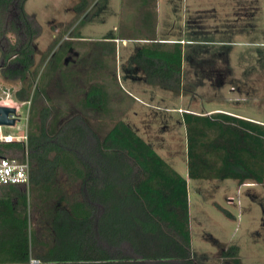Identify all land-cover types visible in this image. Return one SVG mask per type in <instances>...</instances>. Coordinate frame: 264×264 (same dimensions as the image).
<instances>
[{
  "label": "trees",
  "instance_id": "16d2710c",
  "mask_svg": "<svg viewBox=\"0 0 264 264\" xmlns=\"http://www.w3.org/2000/svg\"><path fill=\"white\" fill-rule=\"evenodd\" d=\"M27 1L0 0V71L19 78L21 102L30 100L37 74L39 29L26 12ZM89 7L90 0H79L75 10L80 15ZM9 33L16 41L5 46ZM178 63L177 55L168 60L142 47L133 57L146 84L181 95ZM84 104L104 110L98 84L88 86ZM52 114L42 108L39 132L29 136V188H0V264H26L31 256L40 264H196L187 179L124 121L102 136L76 110L50 134ZM183 120L190 179L264 185L263 125L222 113H185ZM24 152L20 144L0 146L2 156L22 158ZM28 190L44 216L37 223L42 232L32 228ZM221 255L241 264L237 246Z\"/></svg>",
  "mask_w": 264,
  "mask_h": 264
},
{
  "label": "rangeland",
  "instance_id": "374dc122",
  "mask_svg": "<svg viewBox=\"0 0 264 264\" xmlns=\"http://www.w3.org/2000/svg\"><path fill=\"white\" fill-rule=\"evenodd\" d=\"M117 1L90 0V7L80 15L75 10L79 0L27 1L26 12L39 29L35 40L37 52L34 56L33 66V70L37 74L33 79L35 81L30 100L19 101L16 96L22 88L21 81L19 78L8 77L7 74L0 71V106L17 105L19 107L21 128L24 129L28 119L29 133L38 134L39 113L42 108L50 107L53 112L49 122L50 134H54L76 110L98 133L102 136L106 134L107 129L101 125L104 115L101 112L87 109L84 104V94L90 84H113L115 80H97L98 69L95 70L94 66H91L92 61L88 58L95 57L98 52L96 47L99 45L97 42L89 43L78 40V38L82 36L98 38L112 33L113 26L116 24L112 13ZM243 1L158 0L160 7L157 18L160 29L159 36L179 39L183 37L195 38L200 41L211 40L217 36L218 39L226 37L232 41L236 38V34L233 32L231 24L227 23V19H231L229 8L232 6L234 18L249 11H251L250 14H257L253 24L256 25L260 33L264 28L263 0H248V3ZM143 18L144 14L141 13L136 22L138 28H142L147 23ZM214 21L216 25L221 26L219 27L221 34H215V29L212 28ZM222 29L223 31L227 30L223 32ZM146 37L148 36L146 35ZM15 41L16 36L9 33L3 44L7 46ZM121 46L123 59L126 57L130 60V57L135 53L134 44H121ZM191 47L197 48L196 53L203 51L205 53L203 55H207L206 49H209L212 54L217 55L215 53L217 51L228 58L232 57L237 77L230 79L227 70L216 69L214 66L217 59L213 57V59H208L209 62L193 61L192 63L190 60L191 63L189 62L185 71V80H197V84L202 82L209 88L212 85L216 86L218 81L216 77H220L217 74L222 71L225 75H223V80L244 82L240 85V92L242 95L243 93L245 96L249 95V99L246 97V100H244V95L236 99L234 106L245 114L264 117V52L257 56L256 53H251L254 48L237 45H225L214 47V49L209 46H188L187 48ZM252 57H255L254 60ZM129 63L124 61L121 66V80L126 81L130 75L144 80V74ZM8 67L15 68L16 66ZM128 69L131 71L128 72ZM213 71L217 72L212 74ZM199 73V77L194 76ZM143 80L142 82H144ZM208 88H201V96L196 95L197 98L195 95L185 94L188 97L185 104L192 107L198 103L199 108L204 111L205 107L208 108L207 96L215 94L214 90L212 93V89L210 91ZM139 90L143 99L151 101L156 106L165 108L179 103L178 96L180 95L169 90L146 83L140 86ZM138 92L135 91V94L139 95ZM255 95L259 101L254 100ZM201 98L202 100L198 101ZM218 99L219 102L225 103L222 96H218ZM125 108L127 109L123 101V105L119 107L122 112L121 117L116 118L114 123L121 120L127 122L129 126L134 121L136 124L142 125L138 135L176 172L184 178L188 176L187 129L185 132L182 119H180L181 124L177 115L143 105H137L132 110L138 114V117H135L132 112L123 113ZM2 133L18 134L16 129L5 127L2 129ZM188 189L192 255L196 264H233L231 260L224 259L221 255L222 250L230 246L239 248L241 264H264V185L257 184L241 188L235 180L190 179ZM28 194L31 203L29 210L31 225L32 228H36L40 215L35 205L34 194L30 190H28ZM228 197L232 198L229 201L231 205L227 203ZM216 203L229 210L234 218H228L218 209Z\"/></svg>",
  "mask_w": 264,
  "mask_h": 264
},
{
  "label": "crops",
  "instance_id": "0c3cea01",
  "mask_svg": "<svg viewBox=\"0 0 264 264\" xmlns=\"http://www.w3.org/2000/svg\"><path fill=\"white\" fill-rule=\"evenodd\" d=\"M243 2L248 3V0H244ZM115 5L116 6H114L112 16L114 15V18L116 19V24L113 26L112 33H108L106 36L104 35L103 37H98V38L85 37V36L78 38V40L86 41L89 43L97 42V45H99L96 47V49H98V52L95 55V57L91 58L90 56L88 58V60L92 61L91 66L93 65L95 70L98 69L97 80H113V81L115 80L114 81L115 83L113 84L111 83L106 84L107 87L106 85L102 83H97L101 87L105 95L104 110L101 112L104 115V118L102 119L103 122H101L102 123L101 125L102 127H105L107 129L106 134L119 121H121V120H118L117 122L114 123L116 118L121 117L122 112L119 110V107L123 105V101L127 107V109L125 108L123 113L128 114V112H132V115L135 117H138V114L132 110H134V108L137 105H143L148 108L161 109V110L166 111L167 113L175 114L178 116L177 119H179V121H181L180 119H182L183 122H184L183 116L185 113L199 115V116H205L206 114L212 115L216 113H222V114L234 116V117L244 119V120L264 126V117L259 116V115L245 114L241 112L238 107L234 106V101H236V99H239L240 97L244 95V93L242 95V93L240 92V85L244 84V82L240 83L237 80L235 82H233V80L231 82L230 81L228 82L227 80H223V77L225 75H224V72L222 71H219V73L217 74V76H220V77L219 78L216 77L218 79V81L216 82V86L212 85L209 88L205 86L206 84H202V82L197 84V80H185L184 79L185 71L188 67L187 65L189 64L190 60H192L191 61L192 63L193 61L194 62L195 61L209 62L208 59H213V57H216L215 59H217L215 60L216 65L214 66L216 69L227 70L228 71L227 74H229L228 78L230 79L237 77L235 66L232 63V60H233L232 57L228 58V56H225L222 53H219L217 51L215 52L217 53V55L212 54L211 52H209V49H206L208 54L203 55L205 54L203 51L200 50L201 52L196 53L197 48H194V47L187 48V47L188 46H197V47L209 46V47H212V49H214V47H223L225 45L245 46V47L254 48L255 52L252 50L253 52L251 53L252 54L256 53L258 56L259 54L264 52V28L259 33V30L257 29L256 25L253 24L254 23L253 21H256L254 18L257 14L256 15L254 13L250 14L251 11H249L248 13L244 15H241L238 17L236 16V18H234L235 16L233 13V6H232L229 8L231 12V15H230L231 19L230 20L227 19V23L229 25L231 24L230 26L232 27L234 34H236V38L230 41L229 39H226V37L224 36H223L224 38H219V39L216 36L211 40H206V41L201 40L200 41V39H195V38L188 39L186 37H183L180 39L171 38V37H163V38L160 37L159 36L160 29L158 27V22H157L158 12L160 10V7L158 5V0H118L115 3ZM263 5H264V0H263ZM215 11L217 10L215 9ZM141 13L144 14L143 19L147 23L144 25L145 27L143 26L142 28H138L136 22H137V19L140 18ZM233 23H234V26H233ZM213 25L214 26L212 28L215 29V34L216 35L221 34V31L219 30V27L221 26L216 25L215 21ZM226 30L223 31L222 29L223 32H226ZM146 35L148 37H146ZM249 38H253L254 40L249 39ZM116 40H119V42L117 43ZM121 44L122 45L134 44L135 52L138 48L142 47L150 55H153L155 52L158 53L159 51V53H161V55L165 59H168V60H171V56L177 55V57L179 58L178 66L182 70V84L184 87L183 88L184 93L178 96L179 103L177 105L166 106L164 108V107L154 105L149 100L147 101L146 99H143L144 97H142V94L138 92L140 91L139 87L145 84L144 82H142L143 80L142 78H139V77L136 78L130 75V77L126 79V81L121 80V77H122L121 66L124 63V61L130 62L131 64L130 63L129 64L134 66L133 65L134 55L130 57V60L126 57L123 59V50L121 49L122 47ZM254 58L255 57H252L253 60ZM95 59H97V61H95ZM130 71L131 70L128 69V72ZM214 72L216 73L217 71H213L212 74ZM194 76L199 77L200 73L195 74ZM189 85H194V86H189ZM198 87L199 89H196ZM206 87L208 88V90L210 89V91L212 89V93L214 90V93H215L213 95L207 96L208 98H206V100L209 101L207 104L208 108L205 107L204 111H202L199 108L198 103H196L197 106L193 105L192 107L185 104V101L188 98L186 95L192 94V95H195V97L197 98L198 96L196 95L201 96V88L207 89ZM135 91H137L140 96L135 94ZM218 96H222L223 100H225V103L221 101L219 102ZM256 96L257 95H255L254 100H258ZM246 97L249 99V95H248L244 97L245 98L244 100H246ZM200 100H202V98L198 99V101ZM182 121H181V124H182ZM183 126L186 132V126L184 123H183ZM130 127H132L139 134L141 131L142 125L136 124L134 121V122H131ZM165 134L166 133L164 130V135ZM187 175L188 176H185V178L187 179L188 187H189V183H190L189 171L187 172ZM224 181H227V180H224ZM255 185L257 184L246 183L240 186L241 188H246V187H249V186L252 187ZM188 193H189V189H188ZM231 199H232L231 197L227 198V203L229 205H231L229 202L231 201ZM216 204H217L218 209L223 208L227 210L226 208L219 205L218 203Z\"/></svg>",
  "mask_w": 264,
  "mask_h": 264
},
{
  "label": "built area",
  "instance_id": "2783aa9c",
  "mask_svg": "<svg viewBox=\"0 0 264 264\" xmlns=\"http://www.w3.org/2000/svg\"><path fill=\"white\" fill-rule=\"evenodd\" d=\"M117 43L119 40H116ZM7 105V104H6ZM2 107H12L16 109V113L10 118L15 119L13 126L0 125V146L7 144H20L24 147V156L8 157L0 155V188L9 186H22L29 188L31 181V160L29 157V121L25 124L24 129L20 127L21 116L17 105H9ZM16 129L18 134H4L3 128ZM26 264H40V260L31 256Z\"/></svg>",
  "mask_w": 264,
  "mask_h": 264
},
{
  "label": "water",
  "instance_id": "95a60500",
  "mask_svg": "<svg viewBox=\"0 0 264 264\" xmlns=\"http://www.w3.org/2000/svg\"><path fill=\"white\" fill-rule=\"evenodd\" d=\"M15 113V108L0 106V125L13 126L15 124V119L10 118V116Z\"/></svg>",
  "mask_w": 264,
  "mask_h": 264
},
{
  "label": "flooded vegetation",
  "instance_id": "af4514ba",
  "mask_svg": "<svg viewBox=\"0 0 264 264\" xmlns=\"http://www.w3.org/2000/svg\"><path fill=\"white\" fill-rule=\"evenodd\" d=\"M38 213H39V215H40V211H38ZM40 219H43V220H44V216H42V217H41V215H40ZM30 221H31V220H30ZM34 228H35V227H34ZM35 229H37L38 231L42 232V231H41V230H42V228H41V227H39V226H38V227L36 226V228H35ZM41 235H42V237H43V235H44V234H41Z\"/></svg>",
  "mask_w": 264,
  "mask_h": 264
}]
</instances>
